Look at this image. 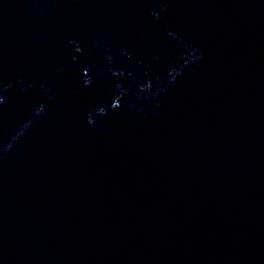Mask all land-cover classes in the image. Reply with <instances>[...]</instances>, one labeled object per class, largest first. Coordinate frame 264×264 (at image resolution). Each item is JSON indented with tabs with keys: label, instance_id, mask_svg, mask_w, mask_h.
<instances>
[{
	"label": "water",
	"instance_id": "obj_1",
	"mask_svg": "<svg viewBox=\"0 0 264 264\" xmlns=\"http://www.w3.org/2000/svg\"><path fill=\"white\" fill-rule=\"evenodd\" d=\"M0 264H264V0H0Z\"/></svg>",
	"mask_w": 264,
	"mask_h": 264
}]
</instances>
